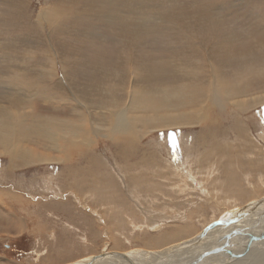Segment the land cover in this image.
<instances>
[{"label": "rangeland", "instance_id": "rangeland-1", "mask_svg": "<svg viewBox=\"0 0 264 264\" xmlns=\"http://www.w3.org/2000/svg\"><path fill=\"white\" fill-rule=\"evenodd\" d=\"M8 1L10 0H0V25L3 22V25L0 26V46L2 43V48H5L6 44H11V48L7 50L8 56L11 54L26 55L27 52L23 48L14 45L15 34L16 36L22 34L21 30L15 31L19 29L17 22L11 15L2 14L5 10L16 6L17 0ZM23 1L22 5L24 4L26 11L36 16L39 10L56 0H51L50 3L49 0ZM70 1L68 3L70 6L73 4L74 8L83 12L77 15L76 22H82L84 19L92 20L93 17L96 18L95 15H100L97 17L98 20L103 19L105 13H111L112 18L114 17L112 19L114 25H104V28L99 25L98 29H93L92 37L95 45L100 49L102 44L105 49L101 51L97 49L91 55L90 52H88L90 54L85 53L87 44L78 46L80 54L85 56L83 57L84 62L100 64L105 72L108 73L109 70L114 72L113 76L110 75L106 81L107 85L99 95L94 93L96 92L94 89H91L92 85L87 84L90 96L95 95L98 98L113 100L125 99L128 96L126 84L128 75L122 78L123 66L128 59L133 57L142 59L144 54L147 58L144 57L145 60L143 58L142 66L146 65L149 68L145 74L149 76L156 65L159 75L156 74L155 77L164 76L163 78L166 79L169 77L172 63H179L180 58L179 52L174 57H170L172 55L165 52L163 47L168 49L169 45L173 44L172 41L179 38L184 43L185 41H197L198 44L194 45L195 47L200 43L202 48H205L206 54L211 57L213 67L219 74L222 73L221 76L224 75L223 78L226 79V82L230 84L236 82L235 84L238 86L245 83V92L244 94L229 95L231 99L228 98L229 100L227 99L226 102L227 112L217 109L212 114H217L218 117V121H213L216 125L214 129L205 124L207 120L211 119L212 115L210 114L206 115L204 122L159 129L158 131L148 130V133L146 126H152V123L147 120L143 127H138L139 131L136 135L138 137L140 135V137L134 142L135 145L126 141V146L129 147L127 151L132 149L133 153L127 155V160H124L123 154L116 153L117 150L112 145L115 142L111 143L99 135L91 136L90 143H87L86 146L74 147L76 151L72 153V160L67 157L65 167L62 162L52 160L35 164L21 161L23 165L17 164L12 167L8 166V157L0 154V213L4 212L3 216L9 217L13 215V221L20 219L24 222L21 226L16 225L15 229L7 231L4 228L5 223L7 224L6 219L0 217V261H2L0 264H66L89 255L93 258L92 255H96L103 247V241L107 242L109 251L113 250L111 252L115 251L116 253L160 250L161 248L156 247L159 245L157 240L160 235L167 236L178 226L185 225H193L195 229H192L197 231L195 234H200L212 221L211 219H216L222 214L225 216L230 209L235 207L247 205L255 196H263L264 99L261 98L264 97V33L255 34V29L249 23L251 18L248 17L247 11L264 12V0H224L230 1L229 4L232 5V8L222 4L225 3L222 0L206 1L204 3L221 5V7L219 5L212 7L219 10L212 9L211 13L222 16L223 18L219 19H223L221 20L223 24L219 25L209 21L203 30L199 29L201 24V14L199 13L204 5L203 0ZM130 2L131 6L127 10L125 5ZM4 4L8 7L6 8ZM205 10H210V8ZM242 11L243 13H240ZM86 12L92 16L86 18ZM170 15L174 18L169 19L167 16ZM81 17L82 19H79ZM162 19L164 20L161 21ZM172 20L178 22L177 29L172 27ZM260 23L262 25L264 21ZM190 25L194 26V30H197L196 33L193 34L189 30L188 26ZM125 26L128 27L125 28ZM45 27L47 26H44V33H41L39 37H33L32 45L34 46H23L29 48L28 54L32 56V58L29 57L31 61L28 59L21 61L18 56H14L12 60H8L10 57L5 55L0 57L1 78L6 74L5 69L2 68L3 65H11L14 70L21 67L24 69V74L17 77L18 81L21 85L25 84V88H35L39 83L35 85L28 81L34 80L33 82H35L43 77L35 78L36 76L30 72L31 70L28 73L25 67L33 65L32 59L37 53H45L43 50L46 49L47 52V48H49L48 54L51 52L56 60L58 59L56 54L60 49L64 55L69 53L70 56L78 55L76 49L71 47L73 44L68 49L58 48L55 45L57 39H50ZM180 27L181 30L178 29ZM137 30H144L146 34H150V38L145 39L146 51L143 50L145 48L141 40L133 41L135 45L128 44L127 36ZM231 31L237 36L232 37L229 34ZM176 36L177 38H174ZM8 37H12V42H8ZM123 37L125 38L122 39ZM251 37H253L252 40ZM124 46L132 48V50L123 51ZM176 46L180 50L179 43ZM246 50H253L254 54H248ZM183 58L181 59L182 63L186 64L189 61L191 66V69L186 70L184 75L190 73V76L196 77V79L185 80L188 81L186 84L182 80L174 87H171L170 83H165L163 89H160L159 86L167 82V79L164 81L165 79L160 77L158 82H154L153 79L149 93L143 97L146 103L150 104L152 93L157 92V89L161 90L160 94H169L170 96L181 91L184 99H189L192 93L199 94L200 88L204 94L202 83L209 76L207 69L206 71L204 69L206 62L203 61L205 59L198 53L185 54ZM45 62L43 63L46 64ZM105 65L106 67H104ZM171 74L173 79H177L173 72ZM0 81V95H2L0 97L5 99L9 94L7 93L8 86L5 79H0ZM189 83L190 85H188ZM2 86L7 89L3 91ZM29 91H32L34 96L38 94L33 90ZM141 94L142 92H140ZM30 98H34V102L30 103L33 108H29L30 104H27L29 107L26 110L20 108L19 110L25 112L23 117L17 112L15 113L20 119H23L24 126L33 125L34 121L29 119L26 113L27 110L31 111L32 109L36 114L37 121L40 120V117H48L51 120L54 118L56 121L62 118L71 123L80 120L75 113L67 110L69 105L64 106L61 104L62 102H55L52 99L49 101L41 97L26 99L30 100ZM26 99L25 101H27ZM244 104L248 109L243 106ZM240 105L243 108H240ZM154 113H157V110L153 106L152 114L148 111V113L144 115L140 113V115L148 117L152 115L153 117ZM176 113L178 112L161 113L160 115L164 114L163 118H169L168 116H177ZM189 113L193 114L194 111L190 108L186 112L184 120ZM92 120L94 122V118ZM202 139L206 140L204 144L200 143ZM104 140L108 145L102 143ZM35 142L37 145L33 146L32 151L35 154L46 155L47 153L43 152L46 150H43L42 140H35ZM213 147L214 150L211 149ZM82 153L85 156H82ZM66 169H70L68 174H66ZM61 173L62 175L59 176ZM122 175L123 177H121ZM228 175L232 176L228 177ZM228 178H234L235 182L233 185L228 184L225 187L223 182ZM134 181H137L134 188L135 195L131 193ZM107 184H114V187L118 188H112L113 192H110V185ZM8 225L10 226V224ZM109 225L111 226L109 227ZM99 229L102 231L103 237L95 232ZM153 239L152 245L149 246L148 240L151 242L150 240ZM172 254H167L165 257L168 258ZM116 255L119 259H113L115 262L110 260L102 264H127L126 261L129 262L131 257ZM141 255L144 258L143 261L151 259ZM163 257L159 256L157 260L160 262L159 264L166 263L163 261L166 258Z\"/></svg>", "mask_w": 264, "mask_h": 264}, {"label": "bare ground", "instance_id": "bare-ground-1", "mask_svg": "<svg viewBox=\"0 0 264 264\" xmlns=\"http://www.w3.org/2000/svg\"><path fill=\"white\" fill-rule=\"evenodd\" d=\"M10 1L12 2V0ZM22 1L23 0H17L15 7L11 8L10 10H5L4 12H2V14L11 15L12 17H14L19 27V29L15 31L16 32H18L19 30L22 31V34L18 36H16L15 34L13 38L14 45H16L17 47L23 48L24 51L27 53L26 55L25 54L23 55L11 54L8 56L9 53L7 52V50L11 48L10 46L11 44L10 45L6 44L5 45L6 47L2 48V43H1L0 57H2V55H5L7 57H10L8 60H12L14 56L15 57L18 56V58L21 61L27 60V59L30 60L32 56L28 54L29 48L23 47V46L25 45H28L29 47L34 46L32 45V42L34 41L33 37H39L41 33H44L45 25L47 26L45 28H47L48 30L49 38L57 39L55 40V45H57L58 48L68 49L70 48L71 44H73V46L71 47L76 49L78 55L74 54V56L73 55L70 56V53L68 55H64L61 53L62 50L60 49L59 53L56 54V56L58 57V59L56 60L55 57L51 54V52L48 54V52L50 51L49 48H47L48 50L47 52H46V49L43 50L45 53H37L32 59L33 65H31V67H29L28 65V68L25 67L28 73L31 70L30 72H32V74L36 76L35 78L43 77V79H39V80L32 78L36 80L35 82H33L34 80L28 81L29 83L35 84V85L39 83V85L35 88H32V87L25 88V84L21 85L20 82L18 81L19 79L17 77H19L23 73L24 69L18 66L19 67L18 70L16 69L14 70L11 65L9 66L3 65L5 68L4 67L2 68L5 69L6 74L4 75L5 77L2 76V78L0 76V79L6 80L5 82L7 83V86H8L7 93L9 94L7 96L5 95L6 96L5 99H2V97H0V154L6 155L8 157V166L14 167L17 164L23 165L21 161L35 164L38 162L42 163L48 160L49 161L52 160L56 162L57 161L62 162V165H64L63 167H65L67 157L70 158V160H72L71 158L72 153L73 152L75 153L76 151L74 150V147L80 148V146H86L87 143H90L89 139L91 136H98V135L105 137L111 143L112 141L115 142V144H112V145H114V149L117 150L116 153L121 154V155L123 154V156L125 157L124 160H127L128 159L127 155L128 154L132 155L133 153L131 152L132 149L131 151L130 150L127 151L129 147L126 146L127 144L126 141H129L131 145L133 144L135 145L134 142L140 137V135L139 137L136 135L138 134V131H139L138 127H143V125L147 122V120L152 123V126L151 125L146 126V128L148 127L147 131L145 130L147 133L152 130L158 131L159 129H167L171 127H180V126H185V125L197 124L199 122H204L206 120L205 119L206 115L207 114L212 115L214 112L217 111V109L227 112L228 109H227L226 102H227V99L230 98L231 94H235V93L244 94L245 92L244 90L246 88L245 83L238 86L235 84L236 83L235 82V83H232L233 84L232 86V84L226 82V79L223 78L224 75L221 76L222 73L219 74V72L215 70V68L213 67V63L211 61L212 60L211 57H209V55L206 54L205 48H202L200 43L198 46L195 47L194 45L198 44L197 41H193V42L185 41L184 43V41L181 42L179 38L176 41H172L173 44L172 45L170 44L168 49L166 47H163L165 52H167L168 54L170 53L172 55L170 57H174L179 52L180 62L172 63L171 71H170V74L168 75L170 78L165 76L167 77L166 78L167 82H164L159 87L160 89L165 88L163 87L165 83H170L172 84L171 87H174L177 85V83H179L182 80L184 81L185 80H189V81L195 80L196 77L190 76L191 75L190 73L188 75H184L186 70L191 69V66H190L189 61H187L186 64L185 63L183 64L181 59H184L183 57L185 54L198 53L199 55H202L203 58L205 59V61H203V62H206V64L204 65V69L205 71L207 69V71L209 72V76H207L208 79H206V81L205 82L203 81L204 83H202L203 84L202 88H204V94L202 93L201 88H200L199 94L195 95L192 93V96H190L189 99H184L183 92L181 91L170 96L169 94H166V95L160 94L161 90L157 89L158 93L155 91L154 93H152L150 104L146 103L143 100V97L149 93L151 86H152L153 79H154V82H158L160 80V77L163 78L164 76L155 77L156 74L159 75L158 73L159 70L157 69L156 65L154 66V69L151 71L152 73H150L149 75L150 77L152 76V79H150V77L145 74V72L149 71V68L146 65L142 66L141 62L143 61V58L144 57L147 58V56L144 54L142 55L143 56L142 59H139V58L137 59L135 57H133L132 59H128L126 61L127 63L124 64L123 66V75L121 74L122 78L126 77L125 75H128V79H126V84L128 87V96L125 99L113 100V99L98 98L95 95L90 96L89 85L87 84L92 85L93 87L91 89H94L96 91L94 93L99 95L100 92L104 89V86L107 85L106 81L108 80V78H110V75L113 76L114 72L109 70V72L107 73L102 68L103 66H100V64H95V63L91 64V63L84 62L85 59H83V57L85 56L80 54L78 46L84 43L87 44V50L85 53L87 54L91 53V55H92V52L99 49L95 45L94 38L92 37L93 29L94 28L98 29L99 25L103 28L105 27L104 25L106 26L114 25L112 24L113 23L112 19L114 18V17L112 18V14L105 13L106 15H104V18L99 19V20L97 19V17L100 15H95L96 18L93 17L92 20L84 19L85 20V21L83 20L84 22L77 21L78 22L77 23L75 18L80 12L81 13L83 12L77 8H74L72 6L73 4L70 6L68 4L71 2L70 0H56L53 3L51 0H49V3L50 1L51 3L48 6H45L43 9L39 10L36 16H33V14H29L26 11L25 6H23L24 4L22 5ZM206 1H209V0H203L204 5L199 13L203 15V16L200 15V19H201V22H200L201 24L199 28L200 30H203L204 28H206V25L209 24V21H213L214 23H217L219 25L223 24V22L221 21L223 19H219L220 17L223 18L222 16L211 13L212 9H218V8H212V7L218 6L219 4L215 5L216 4L215 3L213 5V4L204 3ZM18 2H19V5H18ZM224 2L225 3H222V4L229 5L231 6L229 8H232V5L229 4L230 1L229 2L224 1ZM130 6H131V2L128 5L126 4L125 8L128 10ZM260 6L263 7V5L261 4ZM5 7L7 8L8 6H5ZM219 7H221V5H219ZM208 8H210V10H205ZM257 9L259 10V8ZM86 13H87L86 18H88L87 16H90L91 14L89 12H86ZM240 13H243V11ZM247 13H248V17L251 18V21L250 22L248 21V22L252 24L251 26L253 27V29L257 30V31L254 30L255 34L264 33V24L261 25L260 23L261 21H264V12L262 11L261 13H257V11L256 12L247 11ZM167 17L169 19L174 18L171 15ZM79 19H82V17ZM163 20L164 19H162L161 21ZM185 20H188V19H185ZM172 22H173L171 24L172 27H175L177 29L178 22L177 21L175 22L173 20ZM2 23L0 26L3 25ZM126 27L128 26H125V28ZM164 27H163V30H164ZM188 28L190 31H192L193 34L196 33L197 31V30H194L193 25L188 26ZM231 28L233 29V27ZM234 28L236 29V27ZM178 29L181 30V27ZM143 32L145 31L137 30L134 33L131 32L130 35L127 36V38H129L128 44L130 45H135L133 41L141 40L142 41L141 43L145 48L143 50L146 51L147 46L145 47V44H146L145 39L150 38V34H146V32L145 33ZM229 34H231L232 37L237 36V35H234V32L232 31ZM253 37H251V40L253 39ZM124 38L125 37H123L122 39ZM174 38H177V36ZM8 39H9L8 41L9 43L12 42V37H8ZM235 41L237 42V40H234V42ZM177 43H179L180 50L176 46ZM255 44L257 45L256 42ZM263 48L261 47V49ZM103 49H105V47H103V45L101 44L99 50L101 51ZM126 49L132 50V48H128L124 46L123 51H125ZM249 53L251 55L254 54L253 50L248 51V54ZM137 56L139 57V53L137 54ZM40 58H45V59H40ZM44 61H46L45 62L46 64L43 63ZM107 64L109 65V63ZM14 66L16 67V65ZM115 66L117 67V64ZM104 67H106V65ZM27 72H25L26 75H28ZM171 72H173V74L175 75V77H177V79H173ZM96 74L98 75L100 74L99 77H97L98 75ZM29 76L31 77V74ZM56 76H59V77H56ZM166 79L164 81H166ZM77 80L79 81L78 83L76 82ZM199 81L201 82V80ZM28 82L26 81V83ZM186 83H188V81H185L184 84ZM188 85H190V83ZM3 86H5V84H3ZM3 86L1 88H4ZM248 86H249V83H248ZM5 89L7 88H4L3 91H5ZM29 90H33L38 94L34 96L32 95L33 92ZM140 92H142L141 95H140ZM29 97H36V98L41 97L49 101L52 99V101H55V102H62L61 104H63L64 106L69 105L68 106L69 108H67V110H70L71 112L75 113L76 116L79 117L80 120L79 122L71 123L70 121L66 119H62V118L59 119V121H56L54 120V118L51 120L48 117H40V120L37 121L36 114L35 112H33L34 110L32 109L31 111L27 110L26 113L28 115V118L34 121L33 125L29 127L24 126L22 123L23 119L22 118L20 119L17 115H15V113L17 112L18 114H20L21 117L25 115V112L19 109L23 108L26 110V108L29 107V105L27 104L34 102L33 101L34 98H30V100L26 99ZM25 99L27 101H25ZM261 99H264V97H262ZM153 106L157 110V113H154L153 117L152 115L149 117L140 115V113L144 115L148 113V111L152 114ZM243 106L246 107L245 104ZM243 106L240 105V108H243ZM29 108H33V106L30 104ZM92 108H95V109H92ZM190 108L191 110L194 111V113L187 114L184 120L186 112ZM246 109L248 108L246 107ZM183 111H186V112L184 113ZM168 112H178V113H176L177 116L175 117L168 116L169 118H163L164 114L160 115L161 113H168ZM92 118H94V122H92L93 121ZM213 121H218L217 114L212 115L211 119L206 121L205 123L206 126H209L211 129H214L216 125ZM35 140H42V142L44 143L43 150H46V151L48 150L47 152L43 151L47 153L46 155L40 154V153L35 154V152L32 151L34 148L33 146L37 145ZM201 141L202 142L200 141L199 142L201 144L202 143L204 144L206 140L202 139ZM102 143L104 145L106 144L108 145V143H106V140L102 141ZM110 147H112L111 144H110ZM208 147L210 148V145H208ZM211 149L214 150V147ZM81 155L85 156L84 153H82ZM150 155H153V154H150ZM186 161L188 162L187 159ZM66 170H67L66 174H68V172H70V169H66ZM61 175L62 173L59 174V176ZM229 176H232V175H228V177ZM121 177H123V175ZM64 178H65V175H64ZM135 182L137 181H134V185L132 187L133 189L131 192L134 195H135L134 188L136 184ZM234 182H235L234 178L225 179V182H223V186L227 187L228 184L233 185ZM107 185H110L109 187L110 192H113L112 188L114 189L118 188V187L117 188L114 187V184L112 185L107 184ZM3 213H0V217L1 218L5 217L4 219H6L5 222H7V224L5 223L4 228L5 230L7 229V231H11V229L16 228V225L21 226L24 223L23 220L21 221L20 219L18 220L15 219V221H13L14 219L13 215L11 217L6 216V215L3 216ZM222 215H220L216 219L215 218L211 219L212 221L209 222L208 226L204 228V230L206 229V231H204V234L202 235L201 233L195 234L197 231L193 230L195 229L193 228L194 227L193 225H190V226L185 225L182 227L178 226L174 231H172L167 236L160 235L157 240L159 245L156 246L159 249L161 248L160 250H147V251L145 250L144 252L133 251L130 253L126 252V254L118 253V252L116 253L115 251L111 252L113 250L109 251V248H108L109 246L107 245V242L103 241L104 242L103 247L101 248L100 252H98L96 255H92L94 256L93 258L90 257L89 255L87 257L80 258L78 260H75L73 262L66 263V264H85L86 262H89V261H91L90 264H102L104 262H109L110 260L115 262V260L113 259H119L116 254L122 257L131 256L129 258V262L126 261L127 264H159L160 262L157 261L159 256H164L163 258L165 259L166 258L165 255L172 254L173 252L175 254H172L168 258L163 260L166 263L162 261L164 264H169V263L170 264H264V195L255 196V198L250 200V202L247 205L244 204V205H241L240 207H237V208L235 207L233 209H230V211L225 216H222ZM8 224H10V226ZM110 226L111 225H109V227ZM95 232L99 236L103 237L102 236L103 233L100 229ZM150 241L151 242H149L148 240V243H147L149 246L152 245V241H154V239ZM202 243L204 244L201 245ZM137 253L139 255H136ZM132 254H135V255H132ZM141 254L151 259L148 261L147 260L143 261L144 258H142ZM96 256H99L100 259H96L95 258Z\"/></svg>", "mask_w": 264, "mask_h": 264}, {"label": "water", "instance_id": "water-1", "mask_svg": "<svg viewBox=\"0 0 264 264\" xmlns=\"http://www.w3.org/2000/svg\"><path fill=\"white\" fill-rule=\"evenodd\" d=\"M207 229H208V228H207ZM204 231H206V229H205V230H204V229L202 230L201 235L204 234ZM99 256H100V255H99ZM99 256H96L95 258H96V259H100ZM90 262H91V261L86 262L85 264H90Z\"/></svg>", "mask_w": 264, "mask_h": 264}, {"label": "crops", "instance_id": "crops-1", "mask_svg": "<svg viewBox=\"0 0 264 264\" xmlns=\"http://www.w3.org/2000/svg\"><path fill=\"white\" fill-rule=\"evenodd\" d=\"M3 185V184H2ZM2 261H0V263H1ZM3 263H9V262H3Z\"/></svg>", "mask_w": 264, "mask_h": 264}, {"label": "snow or ice", "instance_id": "snow-or-ice-1", "mask_svg": "<svg viewBox=\"0 0 264 264\" xmlns=\"http://www.w3.org/2000/svg\"><path fill=\"white\" fill-rule=\"evenodd\" d=\"M173 143L175 144V141H173Z\"/></svg>", "mask_w": 264, "mask_h": 264}]
</instances>
